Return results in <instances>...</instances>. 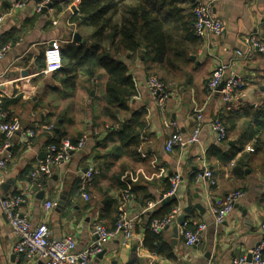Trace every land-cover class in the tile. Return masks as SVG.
<instances>
[{
	"label": "crops",
	"instance_id": "crops-1",
	"mask_svg": "<svg viewBox=\"0 0 264 264\" xmlns=\"http://www.w3.org/2000/svg\"><path fill=\"white\" fill-rule=\"evenodd\" d=\"M209 1L213 2V14L225 22L224 33L201 38L193 33L195 38L184 42L182 57L172 56L168 65L164 61L161 71L159 64L141 57L142 50L122 51L115 56V61L127 66L135 94L127 102L126 110L116 111L117 120L111 122L104 112L103 69H97V76L90 81L78 72L70 91L62 86L60 70L40 74L47 43L57 42L60 50L67 45L86 44L92 30L77 14L81 0H52L50 7L41 12H36V5L42 0H31L14 12L10 9L15 0H0V15H5L0 28V50L6 48L0 59L2 107L8 119H16L24 128L38 131L32 140L21 134L13 139L12 160L5 170L0 196L23 194L24 202L18 212L33 227L45 221L42 206L46 201L56 205L61 196L66 197L61 211L56 213L54 208L46 222L52 240L64 237L75 240L76 253L93 240L91 230L95 224L110 229L119 215L134 219L131 243L123 247L119 240L109 242L91 264H231L234 258L247 256L264 239L260 228L264 223V146L254 151L253 139L240 143L243 135L240 125L247 119L245 110L255 113L264 109V55L241 63L235 56L237 51L246 50L245 37L253 33L264 36V0H177L176 7L181 16L192 20L193 6ZM135 3L122 0L119 5ZM114 22L119 24V16ZM76 34L80 42L74 41ZM108 46L103 44L105 48ZM231 62L234 67L226 76L234 73L244 85L237 100L223 103L218 94L208 93L206 83L217 65ZM148 76L162 78L174 86L163 107L157 105L144 85ZM196 113L202 114L204 123L199 142L167 153L165 141L176 129L183 137L190 136ZM229 114L246 118H240L236 129L227 133V140L217 144L207 125ZM105 127L117 130L105 132ZM94 130L100 134L94 135ZM59 131L72 140L83 135L88 139L67 164L54 168L51 177L38 189L33 186L30 173L44 159L47 144ZM239 147L242 150L235 153L234 149ZM202 154L217 183L209 193L195 181L203 170L197 161ZM89 165H95L99 174L89 189V201H85L76 187ZM176 171L181 176L177 189L180 205L175 202L162 205ZM232 191H241L244 197L220 225H215L209 214L210 202ZM40 192L43 195L38 198ZM200 201L204 209L201 213L193 208ZM186 205L192 206V214L177 227L175 218ZM176 209L179 212L168 224L169 228L158 234V251L145 248L143 242L150 223L166 218ZM203 223L206 229L199 242L186 245L181 237L183 231L194 230ZM174 227L178 229V239L173 238ZM16 242L0 212V264L26 263L14 252Z\"/></svg>",
	"mask_w": 264,
	"mask_h": 264
},
{
	"label": "built area",
	"instance_id": "built-area-1",
	"mask_svg": "<svg viewBox=\"0 0 264 264\" xmlns=\"http://www.w3.org/2000/svg\"><path fill=\"white\" fill-rule=\"evenodd\" d=\"M31 0H15L10 12L23 8ZM52 0H43L36 5V12H41ZM212 1L196 3L191 12L193 15V33L195 37L201 38L207 35L220 36L225 31V22L216 17L212 11ZM264 16V8H263ZM5 15H0V28L4 22ZM243 44L246 47L244 52L235 53L237 62H250L257 55H264V39L259 33H253L245 37ZM6 48L0 50V59L4 56ZM44 68L40 71L41 75H48L58 72L62 68L61 50L57 42L47 43L43 51ZM234 63H220L212 73V76L206 84L210 95L218 94L223 103H231L238 99V92L243 87V80L234 73L226 76L227 71H231ZM222 84V89L218 87ZM144 85L149 91L152 98L158 106L163 107L170 98L173 84L161 81L154 76H148L144 80ZM195 124L190 136L183 137L176 129L175 132L165 141L164 149L167 153L175 149L183 150L189 145L199 142V135L204 127L201 113L194 115ZM176 127L175 124H173ZM208 128L215 134V143L221 144L226 141L227 133L219 119L208 123ZM50 128H43V130ZM117 130L116 127H105L104 131L112 132ZM38 131L32 128H24L20 121L16 119H7L6 114L0 109V194L4 182L5 170L12 160L10 148L13 139L17 134H21L26 140H32L36 137ZM94 135L100 134L94 130ZM88 139L86 135L79 138L75 144L69 140H62L57 146L49 144L46 146L44 159L34 166L30 173L33 186L42 188L45 180L51 177L54 168H61L67 164L73 153L80 151ZM252 152L251 148H248ZM197 161L203 166V170L195 177L197 184H202L207 193L210 189L215 188L217 183L211 170L205 166L204 155L199 156ZM99 174L95 165H89L81 173L77 182L76 191L85 201H89V189L93 184L95 177ZM180 173L176 171L170 179V191L167 196L176 195L180 183ZM244 197L241 191H232L224 197L213 198L209 205V214L215 225H220L225 218L233 211L235 205ZM25 196L22 194L12 197L0 196V212L5 217L7 224L12 233L17 238L14 252L24 258L25 264H91L92 260L102 252L103 248L113 240H119L123 247H127L133 238L135 221L124 215H119L112 228H106L102 224H95L92 227L93 240L82 251L76 253V242L72 237H64L59 240H52L50 231L47 227V217L50 211L55 208V203L46 201L42 208L45 221L40 222L37 226H32L26 216L18 212L19 205L24 202ZM179 209L173 210L162 220H154L150 223L149 229L154 234H159L177 215ZM261 232L264 234V223L260 225ZM206 225L199 224L194 230L183 231L181 237L188 246L196 245ZM247 256L236 257L231 264H264V239H261L254 246Z\"/></svg>",
	"mask_w": 264,
	"mask_h": 264
},
{
	"label": "trees",
	"instance_id": "trees-1",
	"mask_svg": "<svg viewBox=\"0 0 264 264\" xmlns=\"http://www.w3.org/2000/svg\"><path fill=\"white\" fill-rule=\"evenodd\" d=\"M135 1L133 5L120 6L122 0H81L77 14L92 32L85 45H67L61 50V83L69 91L74 89L78 72L85 74L90 81L97 76V69L105 71L104 112L111 122L117 120L116 111L126 110L127 102L135 94L134 82L128 74L127 66L115 61V56L122 51L134 53L142 50L141 57L145 60L150 58L153 63L159 64L161 71L164 61L168 65L172 56L182 57L184 42L194 37L193 15L192 20L189 16H181V10L176 7L177 0ZM117 16L119 24L114 22ZM104 43L109 44L108 48L103 47ZM160 80L164 81L162 78ZM0 109L4 112L2 100ZM239 115L229 114L218 119L228 133L234 131L238 122L246 116L247 119L240 125L243 129L240 143L244 139H253L254 151H259L264 146V109L255 113L246 109L243 118ZM62 140H69L72 144L77 141L59 131L49 144L57 146ZM241 150L242 147L235 148L234 152ZM170 188L169 184L167 193ZM158 242V235L149 230L143 245L148 250L158 251Z\"/></svg>",
	"mask_w": 264,
	"mask_h": 264
},
{
	"label": "water",
	"instance_id": "water-1",
	"mask_svg": "<svg viewBox=\"0 0 264 264\" xmlns=\"http://www.w3.org/2000/svg\"><path fill=\"white\" fill-rule=\"evenodd\" d=\"M50 5L51 4H48L46 7H44L43 10H46L47 8H49ZM262 38L264 39V36H262ZM74 41L80 42V37L78 36V34H76L74 36ZM221 89H222V84H220V86L218 87V91H220ZM38 194H39L38 195V198H40L43 195V192H40ZM65 198L66 197L61 196L57 200L56 205H55V209H54L56 213H59L61 211V209L63 208L64 203H65ZM177 198H178L177 197V194L176 195H171L169 197L167 196L165 199H163L161 201V204L162 205H165V204H167L169 202H175L177 205H180V202L178 201ZM194 198L197 199L198 197L197 196H194ZM193 208L196 209L200 213L204 211L203 206L201 204V201L199 203H197L196 205H194ZM191 214H192V206H190V205L184 206L182 208L181 212L175 218L176 226L177 227L178 226L181 227L184 224L185 220L187 218H189V216H191ZM177 227H174L173 228V238L174 239H178V237H179V232H178ZM168 228H169V225L165 226L164 230H167ZM206 257H208V255ZM247 260L248 261L250 260V255L249 254L247 255Z\"/></svg>",
	"mask_w": 264,
	"mask_h": 264
},
{
	"label": "rangeland",
	"instance_id": "rangeland-1",
	"mask_svg": "<svg viewBox=\"0 0 264 264\" xmlns=\"http://www.w3.org/2000/svg\"><path fill=\"white\" fill-rule=\"evenodd\" d=\"M154 77H156V76H154ZM156 78H158V77H156ZM159 79V78H158Z\"/></svg>",
	"mask_w": 264,
	"mask_h": 264
}]
</instances>
